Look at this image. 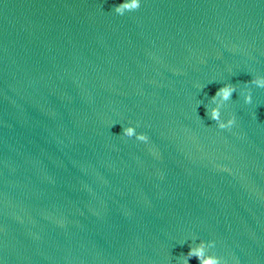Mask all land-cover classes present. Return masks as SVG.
<instances>
[{
	"label": "water",
	"instance_id": "obj_1",
	"mask_svg": "<svg viewBox=\"0 0 264 264\" xmlns=\"http://www.w3.org/2000/svg\"><path fill=\"white\" fill-rule=\"evenodd\" d=\"M122 2L0 0V264H264V0Z\"/></svg>",
	"mask_w": 264,
	"mask_h": 264
},
{
	"label": "clouds",
	"instance_id": "obj_2",
	"mask_svg": "<svg viewBox=\"0 0 264 264\" xmlns=\"http://www.w3.org/2000/svg\"><path fill=\"white\" fill-rule=\"evenodd\" d=\"M140 7V0H123L122 3L114 5L113 11L116 14L123 15L126 11H134ZM246 84H251L257 88H264V77L253 76ZM236 92V85L232 83H225L220 87L215 94L210 98L211 103L214 105L210 108H206L207 117L215 122L216 126L220 129L231 128L235 123L234 117H229L226 121L221 119V104L219 102H227L232 99V94ZM241 95L243 96V101L245 104H250L252 101L250 90H241ZM219 101V102H218ZM123 135L127 138L135 137L136 140L141 142H147L148 137L143 133H137L133 126L122 127ZM210 245H213V241H208ZM183 264H187V259L195 257L199 264H221V259L214 255H209L205 253L204 242L201 241L195 248H189L188 252L184 254Z\"/></svg>",
	"mask_w": 264,
	"mask_h": 264
}]
</instances>
